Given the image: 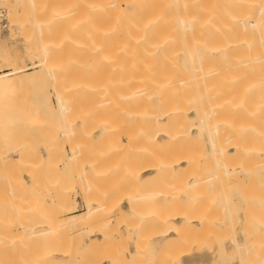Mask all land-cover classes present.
Listing matches in <instances>:
<instances>
[{
	"label": "bare ground",
	"instance_id": "6f19581e",
	"mask_svg": "<svg viewBox=\"0 0 264 264\" xmlns=\"http://www.w3.org/2000/svg\"><path fill=\"white\" fill-rule=\"evenodd\" d=\"M15 1L22 9L14 10L8 18L10 22L17 18L23 32L26 25L40 26L59 15L47 5V0ZM83 1L80 4L84 7L86 47L104 57L119 75L118 79L114 76L115 80H107L102 89L105 109L111 114L113 108H119L117 101L116 107L112 105L116 99L121 102L122 111L149 121L144 120L149 123H144V129L139 127L143 131L141 137V132L137 134L139 138L124 133L126 147L122 138L117 142L128 148L139 139L149 152L153 150L155 154L157 150L149 148L155 146L160 152L164 150V156L158 151V155L151 153L155 158L147 161L150 164H144L142 169L140 165L138 170L131 168L125 174L122 188L127 207L123 202L108 201L107 197L105 202L96 201L95 184L86 180L81 184V195L87 203L82 214L74 212L76 196L71 198L68 184L61 187L62 182L58 186L56 183L54 198L45 202L35 174L28 173L30 184L18 175V188L10 189L9 196L21 194L27 201L28 195L30 208L38 213L32 221L22 219L17 225L5 224L0 228V264H113L114 259L117 262L118 247H112L120 246L122 241L133 246L123 255L130 258L124 264H144L149 244L160 253L173 246L184 247L180 246L183 250L168 264H217L228 256L233 264H264V0ZM236 34L238 39H232ZM25 41L27 57L36 58L39 52L31 32L26 31ZM44 45L45 57L40 55L37 61L39 67L50 71L54 67V43ZM17 54L11 59L0 53V59L11 63L8 67L12 69L11 73L0 74V94L5 96H16L18 83L24 82L18 77V63L25 59ZM71 90L72 94L76 92ZM67 91L55 89V111L63 122L61 137L76 145L71 155H65L63 166L71 173L76 170L82 151L77 143L80 134L76 138L80 113L67 104ZM35 102L21 105L18 119H8L10 113L0 111V133L18 135L25 131L26 124L34 125L33 121L45 128L49 126L47 117L52 116L51 109H42ZM107 127L112 128L109 123ZM53 140L59 145L57 137ZM162 143L164 149L160 148ZM13 147L18 150L16 155L8 147L0 150L5 173L14 172V164L32 168L36 156L32 158L30 145L13 143ZM47 158L48 163L55 161L52 154ZM46 160L42 161L44 167ZM92 164L89 172H84L86 177L98 172L95 162ZM236 188L240 195L235 196ZM6 199V195H0L3 222L10 214ZM255 212H260V217ZM60 214L67 218L59 217ZM252 217L260 220L253 221ZM68 228L83 237L87 235L89 244L80 252L79 260L76 254L58 245V241L60 244L66 241L64 238L68 240L63 235ZM111 249L115 255L108 257ZM104 254L107 255L103 257ZM101 255L103 259L99 258Z\"/></svg>",
	"mask_w": 264,
	"mask_h": 264
},
{
	"label": "rangeland",
	"instance_id": "374dc122",
	"mask_svg": "<svg viewBox=\"0 0 264 264\" xmlns=\"http://www.w3.org/2000/svg\"><path fill=\"white\" fill-rule=\"evenodd\" d=\"M14 1L15 0L6 2L7 4L5 2L0 1V53H2V55H4L5 57H10L11 59H14V57L18 55L17 54L18 52L25 59L24 62L18 63V75H19L18 77H21L22 79H24V82L18 83L17 85L18 91L15 90V92L17 93L16 96L12 94H8L6 96L0 94V111L6 110L7 113H10L9 116L7 117L8 119L10 118L18 119L19 114L17 112L20 106L25 105L26 107L28 106V104L30 105L34 104V101H36L35 103H37L39 107H41L42 109L43 108L44 109L47 108L48 110L51 109L50 111H52V116L47 117L50 120H49V126H47L46 128L39 125L40 123H38L37 121L36 122L33 121V123H35L34 125H29L32 123L26 124V127L30 126L29 128H27V131H26V127L24 126L25 127L24 130L26 131L27 134L24 133L25 131L23 130V128L22 130L24 131L23 132L24 134L22 132L18 135L16 134V132L12 134L11 132L6 133V134L0 133V150L4 149L5 147H8L9 150L11 151V154L16 155L18 153V150L13 149V143L23 144L26 142L30 145V150L33 149L31 150L32 158H35V156L36 158L39 157L38 158L39 162H38V159L36 160V158L35 160L32 159L34 160L32 164L33 165L32 168L30 165L16 166L14 162L9 161V164L11 165L14 164L13 165L14 172H8V173L7 172L5 173L4 171L5 169L1 165L2 161H0V195L1 194L6 195L7 210L10 213L8 214L9 219L6 220L5 222H3L0 219V228L4 227L5 224L8 225V227H10L11 225H17L18 221L22 219H26V220L30 219V221H32L33 218L37 215L36 213H38V211H33V209L30 208V205H32V203L31 204L29 203L30 199L28 195H27L28 198L26 201L25 199L26 196L24 197L21 194H18V196L15 198L9 196L8 194L10 189L18 188V186L15 185L17 183V179H15V177H18V175H22L28 184L32 182L31 179L28 177V173L29 174L31 173L33 175L35 174L34 177H35L36 183L40 186V188L43 191L42 196L44 197L43 200H45V202L46 200L49 201L54 198V193H55L54 190H56L55 189L56 183L58 186V184L61 185L60 183L62 182L63 185L61 187H64V186L66 187L67 186L66 184H68L69 190L67 191L70 193L71 198H74V196H76V199L78 200V203H79L78 211L76 210L74 211L76 214L84 213L87 207V203L83 201V198L81 195V190H82L81 184L83 185V183L86 180L95 184L96 192L94 194V197L97 200L95 198L94 199L96 201L99 200V202H101L104 200L105 202L106 201L105 197H107L108 201L112 199L114 202L116 201H118L119 203L123 202L124 207H127L125 191L122 188L123 187L122 184H124L123 182H125V178H126L125 174L131 168L134 169L135 167V169L137 170L140 169L139 168L140 165L142 169L143 168L142 166L144 164L147 165V163L150 164V162H147V161H152L155 158V156H152L154 154L152 152L153 150L149 152L148 148H145L146 145H141V142H139L140 141L139 139L137 140L138 143L135 145L136 147L133 145L134 147L125 148L127 146L126 145L127 140H126V137H124L123 135L125 132L129 134L132 133L134 135H137L138 133L141 132V134H138V135L142 136L143 131L141 130V128L144 125L145 121H147V119L142 118L143 120L142 119L139 120L138 117L135 118V116L133 117L132 115H130L131 114L130 112L127 113L126 111H122L121 102L119 103L118 100L116 99L112 101L113 102L112 105L116 107L115 104L118 103L120 105L119 106L120 109L118 108V106L116 108H113L112 109L113 111L111 112V114H108V111L105 109L103 102L106 99L103 96L102 89L104 88L105 84H107V80L113 79L112 77L116 76L118 72H116L115 67L112 68L113 66L109 67L108 64H106L104 57L100 56L97 53H93L92 51L87 49L86 47L87 43L85 39V35H86L85 27L86 26H85V21H84L85 20L84 19V9H83L84 7H81L83 5V4L82 5L80 4L81 0H78V1L75 0L77 4H74L75 3L74 0H47L48 2L47 5L49 4L52 8L54 7L55 10L59 12L58 13L59 17L57 16L56 18L49 20L48 23L40 25V26L26 25V29L24 30V32L22 31L20 27L21 23L19 22L17 18L15 19L13 18L14 22L16 23L12 22L13 19L10 22L8 18V16L9 17L11 16L8 14H12L14 10H17L20 12L22 9V5L21 4L18 5L19 3L16 1L14 3ZM38 1H41V0H38ZM13 3L17 6L14 7ZM81 3H84V1L82 0ZM75 5H77L76 6L77 8H75ZM56 6H58L59 9ZM67 14L68 16H66ZM69 14L71 15L69 16ZM77 16L79 17L78 18L79 20L76 19ZM80 16L82 17L80 18ZM70 17H74V18L71 20ZM26 31L31 32L35 40L34 42L35 47L38 48L37 50L39 54L35 56L36 58L33 57V59L30 57H27V43L25 41ZM234 37H232V39L235 40V39H238L239 36L236 34L234 35ZM51 41L54 43V46L52 47L53 50L51 52L53 55V63H54L53 66L54 67L50 71H47L39 67L37 60H39L38 57L40 55H41V58L45 57L44 52L46 49V45L44 44H47L48 42H51ZM102 62L104 63V65ZM10 64L4 62L3 59H0V74L1 75L4 73H11L12 69H9L10 67H8V65ZM108 67L110 68V70ZM19 68L21 69L19 70ZM33 72H38V73H36L35 75H30ZM18 77H14V78L16 79ZM115 79H118V77ZM56 88H67L68 89V91L64 94V96H67V104L72 108V110L76 111L77 113H80L77 118L79 131H77L76 138H79L78 134H80V141L77 143H80L79 146H81L80 150L82 151L81 152L82 155L80 154V157H79L80 160H78L79 161L78 165L77 167H75L76 170L73 169V172H71L73 175L70 173L69 170L67 171L64 170L63 166L66 165L65 155H71V152L73 148L75 149L76 145L68 144L65 141V138H62L63 136L61 137L60 135L63 132V124H62L63 122L59 118V116H57V111H55L58 107V100H57V96L55 92ZM71 89H76L77 93L74 92L73 93L74 95H73L71 93L72 92ZM116 101L117 103H115ZM108 123L112 127L110 130H109V127H107ZM7 124L9 123H6V125ZM140 126L141 128H139ZM235 128H239V126H236ZM259 128L261 129L262 126L260 125ZM28 131L30 133H28ZM134 131L135 133H133ZM53 137H57L59 139L58 140L59 145L55 144ZM119 138H122V141L125 147H123L117 142ZM111 141H113V143H110ZM57 146H59V148ZM142 146H145V147H142ZM160 146L159 147L161 149H164L163 143ZM149 148L150 149L154 148V150H157V151L159 150V148L155 146H150ZM141 151L142 152L147 151L149 152V154L142 153ZM157 151L155 152V154H157ZM162 151L164 152V150ZM162 151L161 152L158 151V153L160 152L161 156H164V154L162 155L163 153ZM140 153H142L143 155L142 154L140 155ZM50 154H52L53 157L55 158V161L53 163L51 162L48 163L47 156L49 157ZM145 154L149 155L150 159L147 158ZM37 155L39 156L37 157ZM138 155L140 157L142 156V158L140 159ZM137 159L139 160L137 161ZM45 160L47 161V163L45 162L47 165V167L45 165L46 168L43 165L44 162H42ZM142 160H143V163H142ZM93 162H95V165L98 168L97 169L98 172L96 175L93 174L94 176L90 174V175H87L86 177L84 175V172L85 173H87L86 171L89 172L90 167L93 166L92 164ZM39 163L41 164L43 163V164L41 165ZM90 163H91V166H90ZM62 170L66 171V174H64V171L61 172ZM11 173L14 176H12ZM56 173L59 175H57ZM69 173L70 175H68ZM82 174L84 175L83 177L81 176ZM55 175L58 177L55 178L56 177ZM6 177H8V179H6ZM12 178L14 179L12 180ZM110 178L112 179V181ZM7 181L8 182L11 181V183H8ZM239 185L241 186V184ZM7 186L10 188H8ZM238 190L237 188L234 190V192L237 191L235 193V196L239 193ZM240 193H243L242 188L240 189ZM95 200L94 202L98 203ZM111 205L113 206L114 204L112 203ZM95 206H97V204L94 205V207ZM58 212L60 213V211H57V210L55 211V213L59 214ZM68 213H69V209L67 208L66 214ZM100 213L103 214V211L102 212L100 211ZM66 214L64 215L60 214L59 217H62L63 215V217L67 218ZM258 214H261V213L259 212ZM256 217L255 218L252 217V218H253V221L256 220L257 222L258 220H260V218L257 220ZM258 217L260 216L258 215ZM113 228L111 227L109 229L112 231ZM148 229L149 228H146V231L150 232L151 229L150 230ZM65 230L63 231V235H66L64 237H67L68 240L64 238L66 241L62 240L60 241V244L58 241V245L60 248L66 247L65 249L69 250L71 254L73 255L76 254V256L78 257L76 256L75 257L77 258V260H79L81 258L80 252H83L84 246L89 244V241L87 240L88 238H86L87 235L84 234V237H83L79 234H75V232L72 229L68 228ZM121 230L123 233H125V228L122 227ZM67 231H70V232H68L67 234L66 233ZM146 235H149V234L146 233ZM69 240L71 241L70 244H68ZM121 243L122 244L120 246L116 245V248L115 246L112 247L115 250L118 247V250L116 252L111 249L112 252L109 251L110 252V253L108 252L109 255L106 254L108 257L115 255L114 252L117 254L115 255L117 262L114 261L115 260L114 259L112 262L113 264L114 263L124 264L127 260L130 259L128 256H126L127 257L126 258L123 255H126V251L128 249L133 250V246L126 244L127 245L126 247L125 241H122ZM80 244H81V247H80ZM55 245H56V242H55ZM60 245H62V247ZM149 245L148 247H150V250L149 251L146 250V252L147 251L148 252L146 253V256L143 257V260L145 262L144 264H152L153 262L156 264L157 261H159L157 262V264H168L167 262L169 261L170 263V260L172 261L173 257L176 260L175 257L178 256V252H181L183 250L182 248H184L181 245L179 246L177 245L176 247L178 249L177 250L173 246V247H170L168 250L166 249V253L161 252L162 253L161 255L159 250L155 249V246L151 247L152 244H149ZM129 246L132 248H130ZM76 249L79 251H77ZM146 249H149V248L146 247ZM157 251L160 254L156 253ZM164 254L166 255L165 257H164ZM106 255L104 254L103 257H105ZM170 256H172L171 259H170ZM103 257L102 255L99 256L100 259H103ZM156 258L158 259L156 260ZM152 259H154L153 262H152ZM230 259H231L230 256H228L227 258H224L223 260L220 259L217 261V264H233L231 263V261L233 262V260H230ZM77 260H74V261H77ZM143 260H142V263H143Z\"/></svg>",
	"mask_w": 264,
	"mask_h": 264
},
{
	"label": "crops",
	"instance_id": "0c3cea01",
	"mask_svg": "<svg viewBox=\"0 0 264 264\" xmlns=\"http://www.w3.org/2000/svg\"><path fill=\"white\" fill-rule=\"evenodd\" d=\"M13 149H15V148L13 147ZM78 209H79V203H78V200L76 199L75 210L78 211Z\"/></svg>",
	"mask_w": 264,
	"mask_h": 264
}]
</instances>
